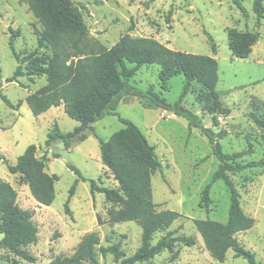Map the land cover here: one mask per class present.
I'll return each instance as SVG.
<instances>
[{"label":"rangeland","instance_id":"rangeland-1","mask_svg":"<svg viewBox=\"0 0 264 264\" xmlns=\"http://www.w3.org/2000/svg\"><path fill=\"white\" fill-rule=\"evenodd\" d=\"M74 0L83 13L91 43L110 48L122 34L153 36L177 51L193 52L215 57L219 62L217 99L206 101V88L194 81L182 104L200 115L203 124L216 133L226 131L218 138L225 152L242 151L253 145L255 152L238 159L243 163L258 160L264 155V129L258 127L250 112L264 116V17L258 20L254 0ZM264 5V0H263ZM264 14V12H263ZM19 30L13 43L23 56L38 47L42 24L24 0H0V180L8 181L18 194V209L28 210L31 217L23 220L20 231L32 230L22 249L35 258L30 262L14 254L0 244V264H47L57 255L74 253L87 233L95 232L106 247L120 243L126 255L133 254L142 243V228L136 221L111 224L108 219L120 204L107 200L101 192L93 195L91 181L101 187L120 190L119 182L102 160L100 140L109 139L125 127L120 117L133 121L156 148L162 162V170L153 176V199L158 209L179 211L176 219L165 231L154 234L152 243L172 233V237L194 236L196 244H174V252L164 250L152 261L137 264H249L244 257H236L233 249L224 261L213 258L194 224L195 219H212L226 223L229 219L231 193L223 179L213 181L220 160L213 145L200 127L190 126L189 120L175 114L173 109L152 103L146 107L136 96L126 95L119 104L117 114H109L92 124L71 140L69 148L58 139L47 146L49 133L58 123L63 133L73 131L81 123L71 118L65 105L53 106L36 116L24 101L26 97L47 83L46 76L33 79L19 77L7 82L18 66L11 48L12 32ZM250 31L259 37L248 58L233 56L228 32ZM130 30V31H129ZM212 35L217 51L212 49ZM49 51L39 47V56L47 59ZM27 64L23 68L27 70ZM159 64H146L130 79L139 89L150 86L170 104L180 98L185 76L172 77L167 88L159 77ZM2 94L13 103L23 100L19 109L9 107ZM225 109L230 110L227 114ZM213 111V113L211 112ZM214 117L218 125L214 126ZM30 144H36L39 152L48 156L47 170L57 174L56 198L51 205L40 204L20 174L9 172V164H15ZM58 155V157L56 156ZM69 164L77 166L86 179L79 178ZM241 194V203L247 214L255 218V225L238 234L242 245L253 251L258 264H264V167L247 168L230 172ZM70 199L72 215L66 212ZM210 185L211 201L201 203L203 190ZM98 215L104 223L98 222ZM0 234V239H5ZM174 253L178 257H174ZM100 264H118L114 255H103L98 250ZM86 264H90L87 262Z\"/></svg>","mask_w":264,"mask_h":264},{"label":"trees","instance_id":"trees-1","mask_svg":"<svg viewBox=\"0 0 264 264\" xmlns=\"http://www.w3.org/2000/svg\"><path fill=\"white\" fill-rule=\"evenodd\" d=\"M24 1L42 24V29L38 32V47L23 56L16 51L13 43L15 36L19 35V30L10 27L11 48L19 64L7 82L18 81L21 76L32 79L46 76L47 83L30 93L24 100L33 114L38 116L53 106L64 104L66 113L81 123L67 133H63L56 123L55 129L49 133L47 146L61 139L65 142L66 148H69L74 137L99 119L109 114H117L119 104L126 95L138 97L148 108H151L152 103L155 102L173 109L176 115L188 119L190 126L200 127L201 131L208 135L214 153L220 160L213 181L223 179L231 193L229 219L226 223L212 219L194 220L207 250L213 258L224 261L227 252L233 249L236 257L246 258L249 264H258L255 253L245 248L238 239L239 233L255 225V218L244 210L241 194L229 173L264 167V155L258 160L245 163L238 161L255 152L253 145L242 151L225 152L219 139L226 136V131L216 133L213 128L206 127L199 114L182 104L194 81H198L206 88L207 102L217 99L222 94L217 90L218 60L210 55L177 51L153 36H133L130 32L122 34L110 48L97 42L90 43L83 13L74 0ZM235 1L244 10L242 3L239 0ZM254 10L258 20L264 17L263 0H254ZM209 38L213 41L212 49L216 52L217 46L212 35L209 34ZM228 39L233 56L248 58L259 37L250 31L241 32L231 29L228 32ZM39 47H45L50 52L47 59H42L38 55ZM24 63L28 66L27 70L23 68ZM155 63L161 67L159 77L164 88H167V83L172 77L179 74L185 76L183 92L174 105L160 99L153 86L143 90L130 84V79L143 65ZM2 96L6 104L14 109H19L24 102L20 100L18 103H13L7 95L2 94ZM224 112L229 114L230 110L225 109ZM250 117L258 127L264 129V116L252 111ZM120 119L125 127L115 132L109 139L100 140L102 160L119 182L120 190L101 187L95 181H91V191L93 195L101 192L107 200L120 204V208L110 215L109 223L136 221L141 226V246L133 254L126 255L120 243L104 247L100 245L99 235L90 232L85 235L73 254L57 255L47 264H86L87 262L100 264L98 250L103 255L113 254L118 264H137L152 261L164 250L174 252L176 242H183L185 246L196 244L194 236L172 237L171 232L159 238L156 243H152L156 232L165 231L182 214L172 209H158V204L153 199L152 180L156 172L162 170V162L155 146L149 142L142 130L133 121L123 117ZM213 122L214 126L219 124L217 117H214ZM260 143L264 145V135ZM48 160L46 153L39 152L36 144H30L18 157L16 163L8 166L10 173L21 175L33 197L40 204L47 206L56 198L55 185L59 180L57 174L48 172ZM69 166L79 178L86 179L77 166L73 164ZM75 190L76 184L72 187L70 198L65 204L66 212L70 215L73 214L70 199ZM209 191L210 185L203 190L201 203L208 204L211 201ZM17 199L15 188L8 181L0 180V234L7 236L5 239H0V244L17 256L33 262L35 258L21 247L28 241V235L32 234V230L20 231L21 222L29 219L31 213L28 210H19ZM98 222L104 223L100 215ZM174 257L178 255L174 253Z\"/></svg>","mask_w":264,"mask_h":264}]
</instances>
